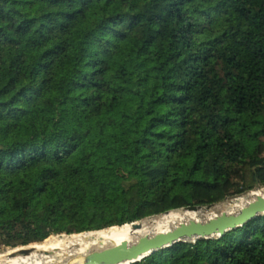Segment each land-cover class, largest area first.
I'll return each mask as SVG.
<instances>
[{
	"label": "trees",
	"instance_id": "obj_1",
	"mask_svg": "<svg viewBox=\"0 0 264 264\" xmlns=\"http://www.w3.org/2000/svg\"><path fill=\"white\" fill-rule=\"evenodd\" d=\"M69 1L0 0V248L264 187V0ZM134 264H264V216Z\"/></svg>",
	"mask_w": 264,
	"mask_h": 264
},
{
	"label": "water",
	"instance_id": "obj_2",
	"mask_svg": "<svg viewBox=\"0 0 264 264\" xmlns=\"http://www.w3.org/2000/svg\"><path fill=\"white\" fill-rule=\"evenodd\" d=\"M212 206L208 207L211 208ZM202 208L191 206L184 209L198 211ZM263 216L264 195H261L236 213H223L206 222L190 221L180 224L167 233L144 236L135 243L123 242L100 250L87 251L72 257L63 264H74L75 262H79L77 264H134L158 251L176 245L222 238L227 232L242 228L249 222ZM132 224H137L136 228L141 229L139 222ZM28 253L29 251H25L22 254L27 255Z\"/></svg>",
	"mask_w": 264,
	"mask_h": 264
},
{
	"label": "bare ground",
	"instance_id": "obj_3",
	"mask_svg": "<svg viewBox=\"0 0 264 264\" xmlns=\"http://www.w3.org/2000/svg\"><path fill=\"white\" fill-rule=\"evenodd\" d=\"M261 195H264V191L257 193L255 198ZM249 203L241 202L236 204L228 210L227 214L236 213ZM198 211L180 210L170 212L152 221L150 225L140 224L141 229H137L136 224H131L96 233L84 241L75 240L76 242L74 241V243L62 242V244L56 245L30 246L13 250L0 255V264H63L72 257L84 254L87 251L100 250L123 242L135 243L144 236H154L156 234L170 232L180 224H184L182 222L185 220H189V222L195 221V216ZM177 224L179 225L176 226ZM25 251H29V253L23 255L22 253ZM77 263L79 262H75L74 264Z\"/></svg>",
	"mask_w": 264,
	"mask_h": 264
},
{
	"label": "rangeland",
	"instance_id": "obj_4",
	"mask_svg": "<svg viewBox=\"0 0 264 264\" xmlns=\"http://www.w3.org/2000/svg\"><path fill=\"white\" fill-rule=\"evenodd\" d=\"M60 1H62V3L64 4V7L65 8L69 9L71 7V4H70V1L69 0H60ZM258 146H259V143H257L256 141L246 142L245 145H244V147H243L242 152H243V154L245 156H250V155L253 154L254 150ZM260 191H264V187L259 188V189L254 190V191H251V192H248V193H245V194L240 195V196H236V197L229 198L228 200H226V201H224V202H222L220 204L213 205L211 207V209H208L207 207H203L201 210L198 211L197 215L195 216V221L206 222V221H208L211 218H215L216 216H220L223 213H227L228 210L232 206H234L236 204H239L241 202H246V203L251 202L253 199H255V195L257 193H259ZM162 216H163V214H162ZM160 217H161V215L149 217V218H146V219L140 221L139 224H147V225H150L152 223V221L157 220ZM188 222H189V220H185L182 223H188ZM178 225L179 224H177L176 226H178ZM42 232H46L45 226L42 227ZM51 234H54V233L51 232L47 237H49ZM95 234L80 235V236H77V237L72 238V239H67V240L63 241V243H74L75 240L76 241H84V240H87L91 235H95ZM55 236L58 237V236H70V235H55ZM38 242L39 243L30 244V245H27V246L18 247V248H14V249L13 248H7V247H4L3 246V247L0 248V252H4V251H8V250L13 251V250L21 249V248H27V247H30V246H33V245H39V244L42 243L40 241H38ZM58 244H62V242L61 243H58ZM54 245H56V244H54Z\"/></svg>",
	"mask_w": 264,
	"mask_h": 264
}]
</instances>
